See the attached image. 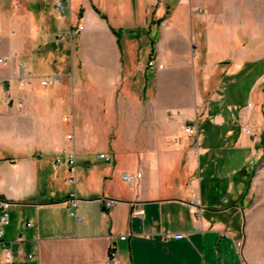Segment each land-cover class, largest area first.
I'll return each mask as SVG.
<instances>
[{"label": "crops", "instance_id": "1", "mask_svg": "<svg viewBox=\"0 0 264 264\" xmlns=\"http://www.w3.org/2000/svg\"><path fill=\"white\" fill-rule=\"evenodd\" d=\"M117 1L118 9L128 8V0ZM72 2L79 0H70L75 13L67 31L66 16L51 25V11L36 14L23 0H0V199L10 203L3 239L16 256L6 261L0 250V264H106L111 247L124 264H238L230 237L241 264H255L249 250L238 248L228 223L241 210L246 187L240 182L246 186V178L234 175L239 191L233 203L204 200L201 158L212 162L216 153L209 141L201 143L200 128L219 122L230 129L226 138L234 149L248 150L256 160L264 153L257 146L264 117L254 105L239 112L234 105L218 106L223 111L211 114L212 104L224 97L218 91L224 81L264 55V0L257 10L242 11L247 21L239 11L227 12L235 25L220 26L225 37L216 43L208 17L191 5L161 9L162 21L148 28V34L155 26L161 33L152 45L153 68L127 63L123 32L93 3L88 9ZM177 15L195 34L190 42L184 27L172 25ZM88 16L89 27L83 23ZM127 29V38H135L133 27ZM21 74L30 77L23 86ZM139 74L145 80L135 89ZM43 79L51 83L43 85ZM250 119L253 139L235 134ZM192 124L197 133L186 132ZM118 144L133 166L117 163ZM71 151L75 172L68 165ZM125 172L142 175L129 182ZM72 174L75 183L67 181ZM195 197L200 212L192 205ZM101 199L115 203L105 208Z\"/></svg>", "mask_w": 264, "mask_h": 264}, {"label": "rangeland", "instance_id": "2", "mask_svg": "<svg viewBox=\"0 0 264 264\" xmlns=\"http://www.w3.org/2000/svg\"><path fill=\"white\" fill-rule=\"evenodd\" d=\"M59 2L63 7H59ZM72 3L73 6L74 2ZM90 3H93L108 16L112 26L123 32L121 34V42L125 61L127 63L136 62L146 66L149 59H152L150 55L153 41H157L161 34L156 26L153 27L152 33L148 34V28L149 25H159L157 20L161 9L164 8L166 12L168 6L172 9H176L182 7V3H186L187 6L191 5L194 13L208 17L206 25L211 27V41L216 43L219 40H223L225 37V33H223L220 26L235 25V19L230 17V14H227V12L231 10L236 12L239 11L241 12V20L247 21L249 19V14L247 12L243 13L242 11L246 9L257 10L261 7L263 0H128V8L125 9L117 8V0H88V2L86 0H79L74 6L75 8L84 6L91 9ZM23 5L25 7L30 5V9L36 14L40 13L42 10L51 11L53 19L50 23L51 25L55 23L54 18L61 20L62 16H66L67 31L71 28L69 17L71 12L75 13V10H70V0H59L57 2L55 0H33L30 4L27 0H23ZM155 9H157V12L155 16H153ZM83 23H85L87 27L92 26V18L88 16ZM73 24H77L76 21H74ZM172 25L177 29L184 27L183 29H185L189 36V42L191 41V35H195L193 32L191 34L185 24L183 25L180 15L176 16ZM130 26L136 31L135 38L131 39V37H128L130 38L129 40L134 41L133 45L127 43L129 32L127 28ZM67 36L69 37L68 32ZM197 41L200 40L197 38V40L193 41L195 45V47L193 46L194 56L196 54L195 49L198 47ZM200 49L202 54L203 48H199V50ZM190 54L192 57V53ZM195 60L197 64V59ZM153 76V72H149L148 77L150 82L148 86L150 87L152 85L151 81H153L152 79L154 78ZM144 80V77L139 74L136 77L134 88L139 89ZM218 91L223 93L224 97L219 103L214 102V104H212L211 114H217L223 111L221 109L222 107L227 110V107L232 105L235 106H232L235 112H239L243 107L247 110L251 103V107L254 105V109L259 111L264 117V55L256 62L244 66L235 72L230 79L224 81V84ZM221 101L222 103H220ZM218 106H221V108ZM249 124L253 126L254 121L250 119L246 124L235 126V134L238 136L242 134L243 137L249 140L253 139V134L246 131V125ZM203 129H205L204 131L206 132H204ZM229 130L230 129L226 128V126H222V124L216 121L212 125L209 124L206 126L205 124H201V143L209 141L216 153L215 157L214 154L211 153V155L213 154L212 162H210V159L207 157L201 158L203 164L201 186L204 200H210L212 203L221 200L224 204H228L227 201L229 200V203H233L239 191V184L236 183L234 175L236 172H242L248 167L249 170L247 172L249 173L244 176L246 178V186L243 182H240V184H243V187L249 186V189L247 190L245 198L239 202L241 210L236 220H230L228 223L229 227L236 229L238 248L245 247V249L249 250L251 257L255 260V264H264V158H261L262 156L259 160L254 159L252 156L249 158L251 154L248 150L234 149L233 141L226 138L227 131ZM231 130H233V128ZM259 136L261 137L257 146L263 147L261 144L262 141H264V129H261ZM103 147H105V144L96 146V154L103 151ZM124 150V146L118 144L117 163L121 165V167L133 166L134 159L130 158ZM83 161V158L78 159V165L82 166ZM101 162L108 164V161H105V159H101ZM240 177L243 178L242 176H238L237 178ZM230 238L229 240L233 244L232 248L234 250L235 259L238 260V264H241V256L234 244V238ZM221 247L224 248V244Z\"/></svg>", "mask_w": 264, "mask_h": 264}, {"label": "built area", "instance_id": "3", "mask_svg": "<svg viewBox=\"0 0 264 264\" xmlns=\"http://www.w3.org/2000/svg\"><path fill=\"white\" fill-rule=\"evenodd\" d=\"M58 5H59V7H63L60 2L58 3ZM0 62H5V58L1 57ZM148 66L153 68L155 66V62L153 60H150L148 62ZM159 67L162 68L163 65H160ZM28 82H30V77H25L21 74L20 85L23 86ZM50 83H51V80H49V79H43L42 80L43 85H49ZM249 106H251V103L249 104ZM185 130L187 133L194 134V133H197L198 128H197V126L192 124V125L185 126ZM246 131L252 133V129L250 127H246ZM68 138L69 139L73 138V134H69ZM99 156L102 158H106L107 160L111 159L110 156H108L105 153H101ZM67 157H68V165L70 166L71 171L75 172L76 166H77L76 153L74 151H71L67 154ZM58 161H60V158H57V162ZM141 175H142L141 172H138L136 174H131V173L125 172L123 174V178L129 182H133L134 180L139 178ZM67 181L69 183H75L76 182L75 174L70 175L67 178ZM72 196H73V198H72L73 205L76 206L77 201H78L77 195L75 193H73ZM101 200L105 204V208H110L115 203V201L113 199H101ZM9 205H10L9 201H7L5 199H0V250L3 251L4 260L14 261V260H16V256L14 255L11 248L8 246V244L3 239L4 233H5L4 226L9 223V212H8ZM192 205L194 206L195 211L200 212L201 206H200V201H199L198 197H195L192 200ZM134 213L138 214V215H142L143 211L135 210ZM183 235L184 234H182V233H177L175 236L181 238V237H183ZM126 237H127L126 235H122L120 238L125 239ZM106 264H124L121 261V259L119 258L118 253L114 247H111L109 249Z\"/></svg>", "mask_w": 264, "mask_h": 264}, {"label": "trees", "instance_id": "4", "mask_svg": "<svg viewBox=\"0 0 264 264\" xmlns=\"http://www.w3.org/2000/svg\"><path fill=\"white\" fill-rule=\"evenodd\" d=\"M95 8V10L97 11V12H99V13H101L100 12V10L97 8V7H94ZM83 8H81L80 9V11H79V17H82V15H83ZM104 17V16H103ZM158 22H160V21H162V18H160V19H158L157 20ZM115 32L116 33H118L119 34V31L118 30H115ZM153 56V50H152V53H151V56L150 57H152ZM263 147H264V141H262V144H261ZM261 158H264V153H263V155H262V157ZM249 172H247L246 170H243L242 172H240V176H245V175H247ZM251 174V173H250ZM249 189V186H247L246 187V190L244 191V195H246V193H247V190Z\"/></svg>", "mask_w": 264, "mask_h": 264}]
</instances>
